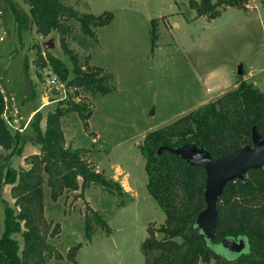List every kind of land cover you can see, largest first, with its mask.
Returning a JSON list of instances; mask_svg holds the SVG:
<instances>
[{"label": "rangeland", "instance_id": "obj_1", "mask_svg": "<svg viewBox=\"0 0 264 264\" xmlns=\"http://www.w3.org/2000/svg\"><path fill=\"white\" fill-rule=\"evenodd\" d=\"M15 1L18 8L27 12L23 0ZM60 1L79 13H111L107 23L93 28L94 36L82 34L77 21L70 20L72 31L65 37L84 67L94 65L109 74L110 90L97 96L67 87L64 82L49 84L52 69L40 66L39 56L43 57L47 51L68 70L71 66L61 51L58 33L51 30L42 36L27 20V30L17 34L12 14L4 0H0V91L5 102L2 117L10 133L18 131L21 147L20 155L7 161L3 157L8 150L0 148V163L13 168L28 167L23 158L37 151V145L32 143L31 126L37 119L36 112L43 128L45 114L56 105L62 103L66 107L70 100L84 105L90 111L87 127L73 111L60 119L65 145L81 148L89 166L107 179L119 185V180L126 179L137 196L132 200L128 194L126 200L113 190L89 185L84 200L98 211L110 230L106 233L89 215L93 229L86 240L82 225L84 201L74 196L79 190L65 191L52 201L43 185L44 210L38 226L61 256L48 257L46 262L143 264L139 246L146 237V227H158L164 214L145 187L139 144L146 132L197 107L194 103L198 98L214 101L221 93L232 90L237 80L246 77L244 81L252 82L264 95V0H247L244 7H224L211 20L196 15L190 4L194 0ZM151 19L156 27L153 48L149 41ZM70 76L69 72L67 78ZM180 147L194 159L186 147ZM204 154L205 150L199 148V155ZM117 171L120 173L116 174ZM8 188L5 184L0 190V230L3 204L13 202ZM120 202L127 205L126 209H119ZM197 227L209 243L206 223ZM13 236L20 244V235ZM76 243L81 248L73 256L68 255L69 248ZM216 250L222 258H234L227 248Z\"/></svg>", "mask_w": 264, "mask_h": 264}, {"label": "trees", "instance_id": "obj_2", "mask_svg": "<svg viewBox=\"0 0 264 264\" xmlns=\"http://www.w3.org/2000/svg\"><path fill=\"white\" fill-rule=\"evenodd\" d=\"M23 1L27 12L18 8L15 0H4L17 34L27 30V20L42 36L56 30L61 51L71 65L68 70L63 62L46 51L43 57L39 56L40 66H50L67 87L80 88L97 96L106 94L110 90L109 74L94 65L84 67L66 44L65 37L72 31L70 20L77 21L82 34L94 36L93 28L107 23L111 13H79L60 0ZM246 1L194 0L190 4L197 16L211 20L222 8L244 7ZM149 24V41L153 48L154 19ZM69 72L71 76L67 78ZM4 109L0 91V148L8 150L3 157L7 161L13 155H20L21 147L18 131L10 133L2 117ZM72 111L87 127L90 111L79 102L70 100L66 107L62 103L56 105L45 114L43 128L39 126L41 117L36 112L37 119L31 126L32 143L37 145V151L23 158L28 167L13 168L0 163V190L2 185H9L13 200L11 205L4 202L2 207L0 264H48L46 258L61 257L38 226L44 210L43 185L48 188L52 201L65 191L79 190L74 196L84 201L82 225L86 240L93 229L90 216L106 233L110 230L98 211L84 200V191L89 185L113 190L127 200L128 194L116 181L89 166L81 148L65 145L60 119ZM254 131L264 142V95L252 83L237 80L232 90L221 93L214 101L200 104L173 122L144 134L138 149L144 159L145 187L159 205L164 219L158 227H146V237L139 246L143 264H264V167L248 170L243 181L235 179L224 183L216 202L217 223L207 243L198 233L195 222L205 207L206 173L203 167L193 164L177 150L180 145L193 143L216 160L242 147H250ZM122 205V202L117 204L118 207ZM53 226L50 235L56 223ZM14 234L20 235V244ZM226 238L244 242L243 249L234 253L232 259L222 258L216 250L225 248L220 242ZM80 245L74 244L67 254L73 256Z\"/></svg>", "mask_w": 264, "mask_h": 264}, {"label": "water", "instance_id": "obj_3", "mask_svg": "<svg viewBox=\"0 0 264 264\" xmlns=\"http://www.w3.org/2000/svg\"><path fill=\"white\" fill-rule=\"evenodd\" d=\"M240 71L238 70V73ZM250 147H242L235 152L212 160L206 153L203 156L199 155V148L189 144H183L193 156L194 159L186 155L179 147L177 150L187 160L197 166L204 168L206 177L204 182V209L198 214L195 219L197 224L206 223L208 231L211 233L217 223V200L222 192L224 183L229 180L238 179L243 181L245 173L248 170L264 167V142L257 132H253ZM204 151V149H203ZM220 244L231 250L233 253H238L244 247L242 239L235 241L231 238L223 239Z\"/></svg>", "mask_w": 264, "mask_h": 264}, {"label": "crops", "instance_id": "obj_4", "mask_svg": "<svg viewBox=\"0 0 264 264\" xmlns=\"http://www.w3.org/2000/svg\"><path fill=\"white\" fill-rule=\"evenodd\" d=\"M240 73V72H239ZM246 79V77L243 79V80H245ZM250 83V82H249ZM252 83V82H251ZM253 84V83H252ZM233 85H235V84H233ZM254 86V85H253ZM222 89H220V91L219 92H222L221 91ZM259 91V90H258ZM198 97H200V96H198ZM206 98L207 97H205V98H202V97H200V98H198L197 99V101H195V103L194 104H197V106L198 105H200V104H203V103H206L205 101H206ZM89 120V119H88ZM120 173V171H117V173L116 174H119ZM116 174H113L112 175V177H117V180H119L118 179V175H116ZM119 183H120V185H121V188L127 193V194H130L129 196H130V198L132 199V200H134L135 198H136V192H135V190L132 188V187H130V185L128 184V182H126V179H121V180H119ZM131 200V201H132ZM134 202V201H133ZM128 204V203H127ZM126 207H127V205H122V206H120V208L119 209H121V210H123V209H126ZM119 209H117V210H119ZM81 248V246L79 247V249ZM79 249H78V251H79ZM78 251H77V253H78ZM206 263H211V262H206ZM199 264H202V263H199Z\"/></svg>", "mask_w": 264, "mask_h": 264}, {"label": "built area", "instance_id": "obj_5", "mask_svg": "<svg viewBox=\"0 0 264 264\" xmlns=\"http://www.w3.org/2000/svg\"><path fill=\"white\" fill-rule=\"evenodd\" d=\"M47 81L49 82V84L53 83L62 85V81L57 78L53 71L51 72V75L49 76Z\"/></svg>", "mask_w": 264, "mask_h": 264}]
</instances>
